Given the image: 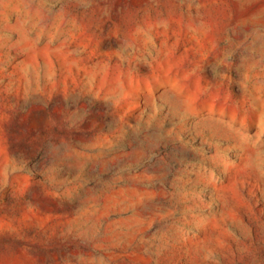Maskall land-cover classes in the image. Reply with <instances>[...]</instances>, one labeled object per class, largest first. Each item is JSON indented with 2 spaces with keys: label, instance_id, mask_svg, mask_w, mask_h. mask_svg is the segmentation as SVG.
<instances>
[{
  "label": "rangeland",
  "instance_id": "1",
  "mask_svg": "<svg viewBox=\"0 0 264 264\" xmlns=\"http://www.w3.org/2000/svg\"><path fill=\"white\" fill-rule=\"evenodd\" d=\"M261 101L264 0H0V264H264Z\"/></svg>",
  "mask_w": 264,
  "mask_h": 264
},
{
  "label": "clouds",
  "instance_id": "2",
  "mask_svg": "<svg viewBox=\"0 0 264 264\" xmlns=\"http://www.w3.org/2000/svg\"><path fill=\"white\" fill-rule=\"evenodd\" d=\"M125 23L126 30L124 32H120L118 29V39L120 38H127L129 32H131V35L133 37L140 35L144 29H142L139 25H128ZM112 69V66L109 64L108 60H105L103 62V66L96 71V75L100 77V82L98 86L94 87H87L84 89V95L79 96L75 102V104H69L68 107H77L81 103L87 106V116L93 115V110H96L97 115H103L108 111L109 108L115 109L116 107H119V104L127 99V94L122 95L120 97L119 101H116L115 103H108V97L111 95V92L113 90V87H123V83L120 79V65L117 64V75L115 76L114 80L110 81L109 73ZM61 102L64 103L63 98H61ZM47 107V106H45ZM260 113V131L257 134V139H259L261 136H264V101H261L260 107L258 109ZM235 119V116L233 117ZM87 123V118L84 123L80 125L81 128H84ZM101 123L100 120H97V126ZM53 132V137L46 142L52 143L59 140L66 139L69 135L71 136H81L85 135L86 133L82 131H77L74 128L68 127L64 120V113L61 112L59 114V117L55 119L51 125V129ZM20 143V140L17 139L14 144L9 146V151H6L2 144H0V160H5L9 157V154L11 153L13 158L19 162L21 159L22 154L19 153L18 145ZM44 159L47 160L48 157L45 154ZM41 167L40 164L36 165V168L32 169V174L35 175L38 173L39 168ZM23 167L20 168H14L12 171L8 173H4L2 169H0V175H3V186L7 187L10 186L12 183V180L14 177H17L22 174Z\"/></svg>",
  "mask_w": 264,
  "mask_h": 264
}]
</instances>
